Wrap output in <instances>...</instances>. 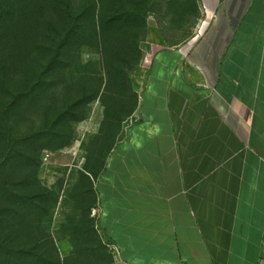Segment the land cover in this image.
I'll return each instance as SVG.
<instances>
[{"label": "crops", "instance_id": "obj_1", "mask_svg": "<svg viewBox=\"0 0 264 264\" xmlns=\"http://www.w3.org/2000/svg\"><path fill=\"white\" fill-rule=\"evenodd\" d=\"M200 3L199 33L145 55L96 180L123 264H264V0Z\"/></svg>", "mask_w": 264, "mask_h": 264}, {"label": "rangeland", "instance_id": "obj_2", "mask_svg": "<svg viewBox=\"0 0 264 264\" xmlns=\"http://www.w3.org/2000/svg\"><path fill=\"white\" fill-rule=\"evenodd\" d=\"M5 1L0 172L17 193L40 198L21 207L0 197V252L123 264L98 225L96 180L138 110L145 55L198 33L200 0H67L71 18L59 0ZM20 176L22 188L12 183Z\"/></svg>", "mask_w": 264, "mask_h": 264}, {"label": "trees", "instance_id": "obj_3", "mask_svg": "<svg viewBox=\"0 0 264 264\" xmlns=\"http://www.w3.org/2000/svg\"><path fill=\"white\" fill-rule=\"evenodd\" d=\"M58 8L62 12V14L64 13L68 18H71V8H70V4L67 2V0H59ZM8 15H10V9H9V6L7 5V2L5 0H0V19L7 18ZM80 19L81 18L78 17L76 19H73V21L74 20L80 21ZM70 28H71L70 30H66L65 28H61L66 32L65 36L61 40L65 39L66 37L72 38L71 33L76 32L77 26H72ZM62 44H63V42L62 43L60 42L58 47H60ZM6 77H7L6 76V67L4 65H0V122H2V123L4 122L3 118H5V116H3V114H4L3 107L5 104H7V102H5V100L3 98L4 97V91H7L6 82H5ZM42 146L44 148L47 145L42 144ZM4 177H5V175L2 172H0V197L1 198L13 199L15 201V203L17 202L21 207H23V205H25L26 203H33L35 200L37 201V199L40 198V196H36L35 194H31V192L34 191L33 189H29L26 194L17 193L15 190H13L11 188V184L9 182H7L4 179ZM12 183L14 184V186L16 185L19 188H22V186L24 185V182H23L21 176H20V178H18L17 181L12 180ZM19 192L21 193L20 190H19ZM33 195H35V196H33ZM26 201H28V202H26ZM0 214H2V211L0 212ZM13 231L10 232V234H13L14 233ZM20 233H21V230H19V234ZM1 250H2V252H0V264H39V262H40V258L34 253H30V252H26V251H13L12 249H6V250L1 249ZM48 263H50V260ZM54 264H68V261L67 260L66 261L61 260L58 257V255H56V260H54Z\"/></svg>", "mask_w": 264, "mask_h": 264}, {"label": "built area", "instance_id": "obj_4", "mask_svg": "<svg viewBox=\"0 0 264 264\" xmlns=\"http://www.w3.org/2000/svg\"><path fill=\"white\" fill-rule=\"evenodd\" d=\"M203 26V24H202ZM199 33V32H198ZM262 235H263V244H262V251L264 253V225H263V229H262Z\"/></svg>", "mask_w": 264, "mask_h": 264}]
</instances>
